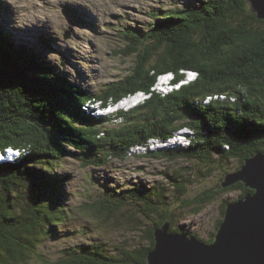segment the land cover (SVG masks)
I'll list each match as a JSON object with an SVG mask.
<instances>
[{"label":"trees","instance_id":"1","mask_svg":"<svg viewBox=\"0 0 264 264\" xmlns=\"http://www.w3.org/2000/svg\"><path fill=\"white\" fill-rule=\"evenodd\" d=\"M157 16L143 32L132 27L122 31L125 45L120 54L135 56L133 69L98 95L79 89L38 50L18 44L0 21V149L22 150L20 159L0 165V264H147L157 229L170 221L171 230L180 232L172 216L159 212L169 204L162 192L135 187L117 196L114 191L85 204L83 212L108 222L119 214L122 223L126 217L121 211L140 206L143 219L157 218L151 227L135 228L138 241L147 245L109 251L100 249L106 244H83L51 261L38 248L57 236L67 217L64 186L69 177L56 174L57 164L66 158L84 168L104 167L113 159H128L132 147L152 139L166 142L182 128L190 130L188 145L147 155L199 160L208 166L215 156L224 162L236 160L239 167L229 173L234 174L248 158L264 153V21L250 13L247 0H200ZM184 71L197 73V80L168 95L153 92L161 75L174 72L178 83L184 81ZM140 91L152 92L151 99L121 112L120 127H106L104 118L94 120L84 111L91 99L107 105ZM222 94L225 100L206 102ZM172 181L182 195L184 188L177 179ZM230 188L241 191L242 197L254 193L242 183ZM227 189L196 202H211ZM181 205L189 209L194 203ZM216 234L201 240L211 244Z\"/></svg>","mask_w":264,"mask_h":264},{"label":"rangeland","instance_id":"2","mask_svg":"<svg viewBox=\"0 0 264 264\" xmlns=\"http://www.w3.org/2000/svg\"><path fill=\"white\" fill-rule=\"evenodd\" d=\"M199 1L0 0V21L11 30L18 44L38 50L50 64L58 66L60 72L72 83L98 95L106 85L120 82L131 74L135 56L120 54L125 45L122 34L125 28L133 27L143 32L152 27V14L156 13L158 17L168 15ZM68 32L70 38L65 39ZM166 80H169L167 76L158 80L159 89L163 92L170 90ZM138 98L141 104L151 99L143 94L138 95ZM134 101L139 102L137 97L130 100L124 97L118 103L110 100L115 105L108 108L112 111L107 110L105 114L132 108ZM116 116L117 120L106 127L122 126L123 119L120 115ZM104 119L107 121V118ZM178 140L185 142L183 137ZM148 145L149 147H145L147 151L134 146L131 150L137 152V155L124 161H112L101 168H84L73 158H66L58 163L56 174L59 177H69L64 186L69 192L64 200L67 217L59 226L57 236L42 244L39 251L51 261H56L66 249L83 244H106L100 249L109 251L147 245L144 241H138L140 236L137 237L135 228L139 224L151 227L157 218L143 219L140 206H127V211H121L126 217L122 223L117 219L119 214L108 222L104 221V217L92 219V213L83 212L85 204L91 205L108 194H114V191L119 196L135 187H152L155 192H162L168 197V206L162 205L159 212L172 216L175 230L190 233L204 241L211 240L217 233L218 222L224 218V204L238 201L242 198V192L226 188V192L219 194L211 202L202 205L196 200L221 189L219 185L225 175L236 171L239 162H224L215 156V162L208 166L199 160L154 158L147 153L166 151L171 146L169 144V148H166L160 144V148L153 141H149ZM173 178L184 188L182 195L172 188ZM184 201H190L194 205L189 209H181Z\"/></svg>","mask_w":264,"mask_h":264},{"label":"water","instance_id":"3","mask_svg":"<svg viewBox=\"0 0 264 264\" xmlns=\"http://www.w3.org/2000/svg\"><path fill=\"white\" fill-rule=\"evenodd\" d=\"M247 2L250 13L264 21V0ZM237 183L254 193L227 205L213 243L186 232L172 233L167 221L154 232L155 247L147 264H264V153L254 154L238 172L226 175L219 188Z\"/></svg>","mask_w":264,"mask_h":264},{"label":"clouds","instance_id":"4","mask_svg":"<svg viewBox=\"0 0 264 264\" xmlns=\"http://www.w3.org/2000/svg\"><path fill=\"white\" fill-rule=\"evenodd\" d=\"M189 72H191L193 75H190V74H188ZM182 74L185 76V79H184V81H180V82H178V83H175V81H176V78H177V75L174 73V72H172V73H168V75L167 74H164V75H161L159 78H162V80H163V77H165V76H167L168 77V79L169 80H166V81H168V87L170 88V90L168 91V93H172V90H175V89H178L179 87H180V85H182V82L183 83H189V82H193L195 79H197L198 78V76H197V73H193L192 71H184V72H182ZM191 76V77H190ZM192 76H194V77H192ZM186 77H187V79H186ZM159 78H158V80H159ZM158 80H157V84H156V86H155V88H153V92H159L161 95H168L167 94V92H163L161 89H159L160 87H159V85H158ZM155 89V90H154ZM85 91V90H84ZM144 95H148L150 98H151V96H152V92H150V93H148V92H146V91H141ZM131 95H133V94H131ZM130 96V95H129ZM212 100H214V101H216V100H225L226 99V97H224V95L222 94V95H213L212 97H210ZM121 101V100H120ZM119 102V101H118ZM118 102H114L113 100H112V103H118ZM124 102V101H123ZM111 102H108V104L107 105H105L104 104V102L102 101V108H110V105L112 104ZM110 104V105H109ZM86 105V104H85ZM88 110V109H87ZM86 113H87V111H86V107H85V110H84ZM88 114V113H87ZM114 117V116H113ZM113 117L112 116H109V120L111 121V120H113ZM99 118H100V116H99ZM186 130H187V133H186V137L188 138V135L190 134V130L188 129V128H185ZM153 140V139H152ZM152 140H150V142L152 141ZM154 140H156V139H154ZM169 140H170V142H169ZM169 140H167L166 142L164 141H158L157 143L155 142V141H153L154 143H156V145H158V147H160L161 148V146H159L160 144L161 145H163L162 147H164V146H166V148H169V147H167L169 144H171V142L173 141V138H171V139H169ZM149 142V141H148ZM148 142H147V144H144V145H142V147H141V145H137V146H135V147H140L141 148V150L144 148L143 146H145V147H149V145H148ZM188 144H189V142H190V139H188ZM187 144V145H188ZM134 147V148H135ZM15 149H17L16 147H13V146H10V147H7V148H3V149H0V160H4L5 162H13V160H14V158L17 160V159H20V154H19V150L17 149L16 150V154H14V153H12V151L13 150H15ZM20 152H21V150H20ZM135 153H137V152H134V151H132L131 149L128 151V153H127V155L128 154H135ZM226 176V175H225ZM171 223V222H170ZM179 231V230H178ZM171 232L172 233H174L172 230H171ZM177 233H183L182 231H180V232H177ZM187 233V232H186ZM190 236H194V235H192V234H190ZM198 239H200L199 237H197ZM200 241H202V242H204L203 240H201L200 239ZM204 243H206V242H204ZM207 244V243H206Z\"/></svg>","mask_w":264,"mask_h":264},{"label":"bare ground","instance_id":"5","mask_svg":"<svg viewBox=\"0 0 264 264\" xmlns=\"http://www.w3.org/2000/svg\"><path fill=\"white\" fill-rule=\"evenodd\" d=\"M68 13H70V12H68ZM82 16V15H81ZM71 17V16H70ZM152 17H156V14H152ZM85 18V17H84ZM82 20V19H81ZM133 28V27H132ZM79 89H81V86H77ZM82 90V89H81ZM84 91V90H83ZM88 109V110H87ZM86 111H87V113H88V115H90V117L92 118V119H94V120H99V116L100 115H98V114H96L95 112H97V110L96 109H92V108H88V107H86ZM95 111V112H94ZM186 133H187V130L185 129V128H182L181 130H179L174 136H173V141L171 142V144L169 145V147L171 146V149H174L173 147H175V149L176 148H178L179 146H182V143H180V141L178 140L177 141V139H180V138H182V137H184L185 135H186ZM169 142H170V140H169ZM144 148H145V146H143ZM145 151H147L148 149H144ZM141 151H143V150H141ZM147 154H149V153H147ZM151 154V153H150ZM132 155H134V154H128V156L130 157V156H132ZM135 155H137V153H135ZM3 162H5L4 160H0V165L1 164H4ZM111 162H112V160H111ZM110 162V163H111ZM67 194H69V192L67 191ZM67 199V198H66ZM65 199V200H66Z\"/></svg>","mask_w":264,"mask_h":264},{"label":"built area","instance_id":"6","mask_svg":"<svg viewBox=\"0 0 264 264\" xmlns=\"http://www.w3.org/2000/svg\"><path fill=\"white\" fill-rule=\"evenodd\" d=\"M211 99V98H210Z\"/></svg>","mask_w":264,"mask_h":264}]
</instances>
